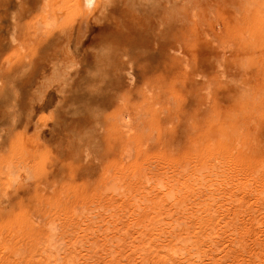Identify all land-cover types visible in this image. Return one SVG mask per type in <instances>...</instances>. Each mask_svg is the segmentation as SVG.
<instances>
[{
    "label": "rangeland",
    "instance_id": "obj_1",
    "mask_svg": "<svg viewBox=\"0 0 264 264\" xmlns=\"http://www.w3.org/2000/svg\"><path fill=\"white\" fill-rule=\"evenodd\" d=\"M81 2L0 0V264H264V0Z\"/></svg>",
    "mask_w": 264,
    "mask_h": 264
},
{
    "label": "bare ground",
    "instance_id": "obj_2",
    "mask_svg": "<svg viewBox=\"0 0 264 264\" xmlns=\"http://www.w3.org/2000/svg\"><path fill=\"white\" fill-rule=\"evenodd\" d=\"M80 1H82L83 2V4L86 6V5H90L91 4V7H93V5H94V8H95V5L97 4V0H80ZM93 3H92V2ZM81 2V3H82ZM82 4V6H84ZM93 4V5H92ZM177 6V7H176ZM47 8V7H46ZM83 8V7H82ZM93 8H91V10H92ZM174 9H175V12H176V16L174 15V17L173 18H170L169 16H168V13H169V8L168 7H166L165 9H164V7H163V9H161L162 10V12H161V14H160V16H159V18H160V24H161V30H160V33H161V35L159 34V36L157 35V33H156V35L157 36H155V39L157 40V42L159 41L160 42V40L162 41H168V40H170V39H173L174 41H175V48H178L179 47V45H180V40H181V29H180V21H182V20H179V18L181 19V17H179V13H178V1H177V3H175V5H174ZM86 10H87V8H86ZM47 11V10H46ZM83 13H85V7L83 8ZM93 11V10H92ZM92 11H90L91 13H92ZM87 12V11H86ZM44 13H45V10H44ZM90 13V14H91ZM89 14V15H90ZM45 15H46V13H45ZM85 16V15H84ZM46 16H44V18H45ZM179 17V18H178ZM43 18V22L45 23V26L46 27H48V26H50L51 24H52V21H49L47 18H45L44 19ZM82 18V17H81ZM85 18V17H84ZM87 18V17H86ZM52 19V18H51ZM50 19V20H51ZM83 19V18H82ZM86 19H83L80 23H79V26L81 27L84 23L86 24V23H88V20L87 21H85ZM43 23V24H44ZM111 23V22H110ZM113 23V22H112ZM109 24V23H108ZM100 26V25H99ZM110 26V25H109ZM182 27V26H181ZM95 28V27H94ZM117 28H120V27H117ZM85 29V28H84ZM110 29V28H109ZM116 29V28H115ZM121 29V28H120ZM123 29V28H122ZM77 30V29H76ZM117 30V29H116ZM115 31V30H114ZM113 31V32H114ZM123 31V30H122ZM75 32V31H74ZM80 32H82V29L80 30ZM79 32V33H80ZM116 32V31H115ZM43 33V32H42ZM55 33V32H54ZM53 31H51V32H49L48 33V35H46V33H45V36H43V35H41V37H40V35H38L40 38H41V42L45 45V43H49L50 42V39H52L54 36H53ZM119 33H120V30H119ZM114 34V33H113ZM89 36H90V34H88ZM36 36V35H35ZM71 36V35H70ZM78 36H80V35H78ZM77 36V37H78ZM38 37V38H39ZM86 37H87V35H86ZM109 37V36H108ZM39 38V39H40ZM146 38L147 37H145V40H146ZM76 39V38H75ZM117 39H118V37H117ZM83 40V39H82ZM86 40V39H85ZM113 40V39H112ZM115 40V39H114ZM111 42V41H110ZM143 43H144V41H143ZM82 44V43H81ZM124 45V46H123ZM148 45V44H147ZM121 46H123L124 48H125V54H127V55H131V54H133V55H136L137 53H139V52H137V50H140L141 49V51L144 53V49H142V48H140L141 46H142V44L141 43H137L135 46H134V42H133V40H132V38H131V40H129V42L127 43V44H124V42H120L119 43V41H117L116 42V44H108V46H107V53H109L110 51H111V53H110V55H112L113 54V52L116 50V49H118V48H121ZM56 46H54V48H55ZM122 49V48H121ZM113 50V51H112ZM56 52H57V50H56ZM106 52V51H105ZM118 52H119V49H118ZM151 52V51H150ZM153 52V51H152ZM50 53V52H49ZM163 53V52H162ZM95 54V53H94ZM139 54H142V53H139ZM145 54V56H146V54L147 53H144ZM159 54V53H158ZM50 55V54H49ZM53 55V54H52ZM138 55V54H137ZM136 55V56H137ZM135 56V57H136ZM107 57H108V55H107ZM132 57V56H131ZM161 58H162V56H161ZM43 59H45V58H43ZM49 60V59H48ZM44 63V62H43ZM47 65V64H46ZM43 72V71H42ZM30 77V76H29ZM53 89V88H52ZM45 96V95H44ZM127 117V116H126ZM12 184V183H11ZM9 186H10V182H9ZM51 225H52V228H53V224L51 223Z\"/></svg>",
    "mask_w": 264,
    "mask_h": 264
}]
</instances>
